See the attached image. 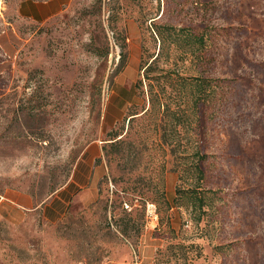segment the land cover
<instances>
[{
    "label": "rangeland",
    "instance_id": "obj_1",
    "mask_svg": "<svg viewBox=\"0 0 264 264\" xmlns=\"http://www.w3.org/2000/svg\"><path fill=\"white\" fill-rule=\"evenodd\" d=\"M22 1L0 0V264H264V0H67L46 22ZM157 26L208 41L148 81ZM199 186L194 211L177 190Z\"/></svg>",
    "mask_w": 264,
    "mask_h": 264
},
{
    "label": "trees",
    "instance_id": "obj_2",
    "mask_svg": "<svg viewBox=\"0 0 264 264\" xmlns=\"http://www.w3.org/2000/svg\"><path fill=\"white\" fill-rule=\"evenodd\" d=\"M156 35L159 37L160 40V48L159 53L156 56L151 57V61H148L143 67L142 70L144 71V77L145 79H148L150 81V73H154L163 57H166V61H169V51L171 50V47L173 49L181 50L182 51V60H185L187 58L186 55H197L202 53L207 45V34L206 33H199L196 30L192 28H175L171 26H165L155 27ZM170 56V55H169ZM127 56L125 53L122 54V63L125 62ZM142 83V82H140ZM150 87V94L153 96V90L154 87L151 82H149ZM194 91H192L190 97L193 101L202 99V95L205 92L206 86L202 82H197L195 85ZM202 94V95H201ZM165 99V98H164ZM152 103H160L162 105V101H160L159 98L152 97L150 99ZM163 106V105H162ZM196 176L199 178V180L204 179V172H202L200 169H196L195 171ZM199 187H193L191 189L185 190L181 193V190H177V198L181 197H188L190 201L192 202V207L194 211L200 210L205 206L203 197L200 196V193H198ZM185 195V196H184ZM180 196V197H179Z\"/></svg>",
    "mask_w": 264,
    "mask_h": 264
},
{
    "label": "crops",
    "instance_id": "obj_3",
    "mask_svg": "<svg viewBox=\"0 0 264 264\" xmlns=\"http://www.w3.org/2000/svg\"><path fill=\"white\" fill-rule=\"evenodd\" d=\"M67 0H51L37 2L32 0L22 1L18 7V14L33 22H46L59 14Z\"/></svg>",
    "mask_w": 264,
    "mask_h": 264
},
{
    "label": "built area",
    "instance_id": "obj_4",
    "mask_svg": "<svg viewBox=\"0 0 264 264\" xmlns=\"http://www.w3.org/2000/svg\"><path fill=\"white\" fill-rule=\"evenodd\" d=\"M148 210H149V213L151 215H153V214H155L156 208H155L154 205H150L149 208H148ZM155 218L157 219V217H155Z\"/></svg>",
    "mask_w": 264,
    "mask_h": 264
}]
</instances>
